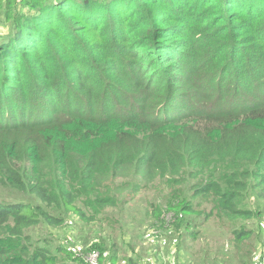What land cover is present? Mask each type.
Masks as SVG:
<instances>
[{"label": "trees", "instance_id": "trees-1", "mask_svg": "<svg viewBox=\"0 0 264 264\" xmlns=\"http://www.w3.org/2000/svg\"><path fill=\"white\" fill-rule=\"evenodd\" d=\"M214 1L0 0V18H11L7 39L0 42V186L36 200L0 202V264H86L61 246L40 244L28 229L40 222L59 226L69 209L84 224L100 219L104 209L117 206L121 186L134 190L131 182L115 185L128 171L164 181V212L178 239H193L188 229L197 211L191 201L199 198L211 203L208 217L233 224V244L240 248L251 232L238 230V221L264 213V73L233 70L236 87L211 90L213 76L209 84L194 79L206 62L193 58L195 36L182 46L173 42L176 34H190L188 26L197 19L212 35L238 20L256 29L264 0ZM153 6L162 8L155 16L161 17L157 26L143 28L145 39H152L143 43L154 50L142 56L125 51L127 35L149 25L137 13ZM181 9L191 10L187 20ZM87 31L119 40L98 50L85 38ZM103 55L112 60L97 74ZM118 59L130 70L121 69ZM157 75L169 78L154 82ZM27 84L33 94L24 91ZM164 85L191 94L190 104L172 109ZM149 207L151 225L162 221L163 209ZM92 246L101 264L141 263L142 254L120 256L115 241L102 238ZM249 262L250 257L238 264Z\"/></svg>", "mask_w": 264, "mask_h": 264}, {"label": "rangeland", "instance_id": "rangeland-1", "mask_svg": "<svg viewBox=\"0 0 264 264\" xmlns=\"http://www.w3.org/2000/svg\"><path fill=\"white\" fill-rule=\"evenodd\" d=\"M132 1L134 3L140 2V0ZM214 2L222 3L223 0H215ZM186 10L181 9L180 12L186 18L185 20H187L186 12L191 11ZM201 11L204 12V9ZM208 11H212V9L205 10V12ZM161 12V7L153 6L151 11L145 14L144 12L137 13L136 16L141 20L145 19L149 25H142L137 31L127 35V40L124 43V46L127 44L126 49H124L125 51L141 52L139 56H142V52L145 49L154 50V47L145 46L143 43L145 40L152 42L151 38L145 39L147 33L143 32V28L151 25L157 26L161 15L155 16ZM10 19L0 18V42H4L7 39L6 36L11 28ZM227 20L228 17H225V21ZM247 27L248 24L241 20H238L236 23L233 21L227 26V29L212 35L207 29H210V26L205 21L201 22L200 19H197L194 24L188 26L190 34L187 36L176 34L175 37L178 41L173 42V45L182 46L183 42L192 39V33L195 36L194 38L197 39L196 48L194 47L193 51L191 50L193 58L206 61L200 70L194 74V79L200 80V82H204L203 80H205L206 82L207 77L213 76L210 85L211 90L228 92L229 89L237 86V82L239 83V76L233 70L242 71L248 74V76H258L260 73H264V60H261V53H264V40H254V37L257 35H261L264 39V19H261L258 25L256 24L254 27L256 29L249 26L251 28L249 30ZM252 29L256 31L254 36ZM114 32L113 30V34ZM85 38L90 39L92 45L97 46L98 50L111 48L113 42L119 40L114 39L110 34L106 37H99L98 34L92 31H87ZM138 44H141L142 47H138ZM158 48L157 46L156 49ZM176 50L180 49L176 48ZM183 52L187 54L188 51L183 49ZM115 54H119V51ZM121 55L125 56L123 53ZM115 58L117 59L118 57L115 56ZM254 59H258L259 62ZM30 60L26 62L29 63ZM111 60L103 55L102 60L97 63L99 68L95 69L96 73H100V65L111 63ZM118 60L120 61L121 69L129 68L121 59ZM227 64L229 67L225 69ZM224 69L225 73L222 71ZM179 74L182 73L179 72ZM30 78L31 81L36 83L42 82L40 79L34 77V75H30ZM160 78L167 79L169 76L162 77L161 75H157L153 77V80L157 82ZM219 78L221 79L220 82L215 85ZM206 84L209 83L206 82ZM162 90H171L166 99H168L167 103L172 104V109H178L180 106L185 108V104H190L191 94L177 92L176 89L167 85H164ZM24 91L28 94L34 93L32 85L28 84L24 88ZM247 91L244 90V93ZM12 94L16 98L18 91L12 92ZM109 94H112V92L110 91ZM216 95L218 93H215ZM61 97L65 99V93ZM229 97L228 95L226 99ZM173 106L175 107L173 108ZM127 182H131L132 186H135L133 191H128V189H124L121 186V184ZM163 183L164 181L158 176H155L152 180H148L144 174L139 173L138 176H134L128 171L115 182L116 186H121L117 194V206L104 209L100 219L89 224H84L69 209L63 214L64 222L61 225L51 226L45 222H40L30 227L28 233L42 245L46 244L53 250L61 246V248L69 250L74 256L80 258L89 252H98L100 255L99 250L93 248L92 245L94 241L105 238L107 241H115L120 245L123 252L120 256H134V254L138 256L142 254L140 264H238L240 260L244 262L248 260V257H250L249 264H254L258 256L264 252V213L257 218L240 219L238 221V224H236L238 230H249L251 233L248 237L244 238L240 248H237L233 244L235 240L232 233L234 229L233 224L219 220L216 217H208L211 203L199 198L191 201V204L197 211L194 215H190L188 230L193 233V239H190L191 237H186L185 239L183 236L181 239H178L173 229H171L172 226H169L173 222L166 215L169 212L165 214L168 194ZM16 200L29 202L30 204L36 203V200L27 193L11 187L0 186V202ZM152 203L159 205L163 209L164 214L161 215L163 222L160 220L155 222L154 225H151L153 224L152 219L145 215V210L152 208L149 207V204ZM260 206L263 207L262 204ZM168 229L172 231H168ZM162 230L167 232V236L163 234ZM77 248L80 250L78 251ZM124 262V260H121L118 264H123Z\"/></svg>", "mask_w": 264, "mask_h": 264}, {"label": "built area", "instance_id": "built-area-1", "mask_svg": "<svg viewBox=\"0 0 264 264\" xmlns=\"http://www.w3.org/2000/svg\"><path fill=\"white\" fill-rule=\"evenodd\" d=\"M79 250V248H77ZM98 252H89L83 255V260L86 264H101ZM254 264H264V252L258 256Z\"/></svg>", "mask_w": 264, "mask_h": 264}]
</instances>
